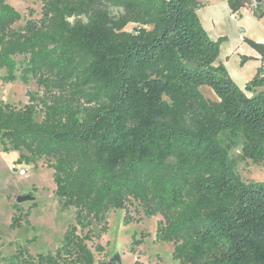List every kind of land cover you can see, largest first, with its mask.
I'll list each match as a JSON object with an SVG mask.
<instances>
[{
  "label": "trees",
  "instance_id": "obj_1",
  "mask_svg": "<svg viewBox=\"0 0 264 264\" xmlns=\"http://www.w3.org/2000/svg\"><path fill=\"white\" fill-rule=\"evenodd\" d=\"M38 1L41 19L14 29L20 15L0 0L2 81L35 78L57 95L21 109L0 101V145L19 152L17 165L49 162L75 224L54 252L33 256L27 241L2 261L113 264L96 263L91 221L104 234L107 213L133 200L162 217L155 242L173 244L179 264H264V182H244L230 157L240 146V160L264 166L262 69L245 91L234 84L218 63L225 39L208 37L198 0ZM227 3L233 14L264 16V0ZM250 45L264 57V45ZM17 211L10 228L30 226L29 212Z\"/></svg>",
  "mask_w": 264,
  "mask_h": 264
},
{
  "label": "rangeland",
  "instance_id": "obj_2",
  "mask_svg": "<svg viewBox=\"0 0 264 264\" xmlns=\"http://www.w3.org/2000/svg\"><path fill=\"white\" fill-rule=\"evenodd\" d=\"M7 4L20 15L14 29L24 27L28 21L38 22L42 17V3L38 0H7ZM131 27L128 26L126 30ZM23 59L18 56L15 60L20 63ZM20 73L21 68L16 73L17 77ZM4 76L5 71L0 70V101L17 109L26 106L32 97L47 99L57 95H49L38 86L35 78H30L28 84L24 85L19 80L4 83ZM200 93L208 101L218 100L208 87H201ZM42 118L43 112L38 105L35 120L40 122ZM22 153L26 155V152ZM230 157L235 162L236 173L244 182H264V166L240 160V146L230 152ZM18 158L19 152H3L0 145V264H7L2 259L9 258L14 254L16 246L25 245L27 241H31L27 247L33 256L54 252L60 246L67 228L75 224V209L62 211L58 205L54 172L48 168L49 162L41 159L29 165L20 164L19 168L26 170V175L20 176L11 169ZM26 195L32 196L33 200L21 204L16 202L17 197ZM33 205L35 208H32ZM18 209L23 213L29 212L30 226L22 225L20 229H11V219L19 214ZM126 214L129 215L130 223L124 221ZM161 219L160 215L146 217L139 204L130 200L125 209L107 213L106 233L102 234L100 226L91 221L93 239L88 242V247L94 254L96 263L179 264L172 259L173 244L155 242L156 225ZM96 246L103 247V252L97 253Z\"/></svg>",
  "mask_w": 264,
  "mask_h": 264
},
{
  "label": "crops",
  "instance_id": "obj_3",
  "mask_svg": "<svg viewBox=\"0 0 264 264\" xmlns=\"http://www.w3.org/2000/svg\"><path fill=\"white\" fill-rule=\"evenodd\" d=\"M197 16L211 40L224 38L218 63L227 70L234 84L242 91L262 69L264 57L250 42L264 45V16L256 18L251 7L233 14L227 0H198ZM131 29L133 28V25ZM130 29V30H131Z\"/></svg>",
  "mask_w": 264,
  "mask_h": 264
},
{
  "label": "built area",
  "instance_id": "obj_4",
  "mask_svg": "<svg viewBox=\"0 0 264 264\" xmlns=\"http://www.w3.org/2000/svg\"><path fill=\"white\" fill-rule=\"evenodd\" d=\"M11 169H12V171L18 173V175H20V176H25L26 175V170L25 169H20L19 165L15 164V163L11 166Z\"/></svg>",
  "mask_w": 264,
  "mask_h": 264
},
{
  "label": "water",
  "instance_id": "obj_5",
  "mask_svg": "<svg viewBox=\"0 0 264 264\" xmlns=\"http://www.w3.org/2000/svg\"><path fill=\"white\" fill-rule=\"evenodd\" d=\"M32 200H33V197L32 196L26 195V196H19V197H17L16 202L18 204H21V203L29 202V201H32Z\"/></svg>",
  "mask_w": 264,
  "mask_h": 264
}]
</instances>
